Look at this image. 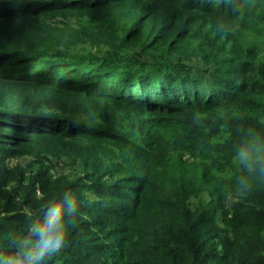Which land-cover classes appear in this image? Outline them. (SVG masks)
Wrapping results in <instances>:
<instances>
[{"label":"trees","instance_id":"16d2710c","mask_svg":"<svg viewBox=\"0 0 264 264\" xmlns=\"http://www.w3.org/2000/svg\"><path fill=\"white\" fill-rule=\"evenodd\" d=\"M249 127L264 0H0V256L67 196L44 264H264Z\"/></svg>","mask_w":264,"mask_h":264},{"label":"clouds","instance_id":"9594fccd","mask_svg":"<svg viewBox=\"0 0 264 264\" xmlns=\"http://www.w3.org/2000/svg\"><path fill=\"white\" fill-rule=\"evenodd\" d=\"M233 163L242 173L238 180L241 191L250 187V177L264 179V135L251 127L243 130ZM67 202V196L47 202L40 217L13 239V251L0 256V264H44L45 257L63 248L68 235L64 220Z\"/></svg>","mask_w":264,"mask_h":264},{"label":"rangeland","instance_id":"374dc122","mask_svg":"<svg viewBox=\"0 0 264 264\" xmlns=\"http://www.w3.org/2000/svg\"><path fill=\"white\" fill-rule=\"evenodd\" d=\"M255 33H249L248 35H246L247 37H251V36H255ZM20 161H25V158H22ZM53 164L55 165V167L52 168L53 171L55 170H61L60 168H64L65 169H69L70 166H67L65 164H63L62 162L58 161L57 159L53 158Z\"/></svg>","mask_w":264,"mask_h":264}]
</instances>
